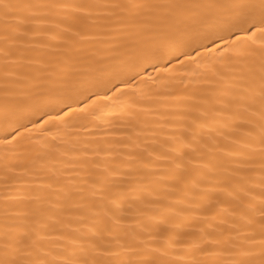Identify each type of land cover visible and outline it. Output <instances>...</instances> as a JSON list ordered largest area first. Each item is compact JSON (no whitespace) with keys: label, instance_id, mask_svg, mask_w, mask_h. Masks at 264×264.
<instances>
[{"label":"snow or ice","instance_id":"snow-or-ice-1","mask_svg":"<svg viewBox=\"0 0 264 264\" xmlns=\"http://www.w3.org/2000/svg\"><path fill=\"white\" fill-rule=\"evenodd\" d=\"M0 264H264V0H0Z\"/></svg>","mask_w":264,"mask_h":264},{"label":"bare ground","instance_id":"bare-ground-1","mask_svg":"<svg viewBox=\"0 0 264 264\" xmlns=\"http://www.w3.org/2000/svg\"><path fill=\"white\" fill-rule=\"evenodd\" d=\"M227 39V37H226ZM219 43V41L217 42ZM211 47V45H209ZM199 50V49H198ZM223 51V49H221ZM195 55V53H192ZM220 53L215 52L211 55H205L201 57L198 62L199 67L196 64L186 66L184 68H179L174 70V80L170 82L169 88L174 89L177 92H182L187 89L189 93L194 91H204L208 87L207 81L212 77V69L215 66V71L217 73H224L229 71V62L227 55L224 59H219ZM163 66V65H160ZM151 71V69H149ZM155 75V73H153ZM137 89H143V92H137V99L139 97L146 96L149 90L146 86L136 85ZM164 91V89H161ZM124 103L119 104L111 109L103 111L100 115L99 120L95 124H90L89 128L92 129V136H103L105 130L112 125L127 124L130 121L136 122L137 114L143 115L141 109L153 106L150 101L144 99L136 105L135 108L130 106V102L127 98H123ZM79 127V125H77ZM71 131V130H69ZM81 139L85 138L86 134L81 131L79 133ZM198 226V225H195ZM187 227H193V225H187Z\"/></svg>","mask_w":264,"mask_h":264}]
</instances>
